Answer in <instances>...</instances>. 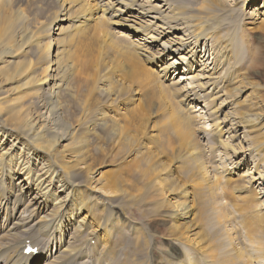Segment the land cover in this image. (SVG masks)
Instances as JSON below:
<instances>
[{
    "label": "rangeland",
    "instance_id": "1",
    "mask_svg": "<svg viewBox=\"0 0 264 264\" xmlns=\"http://www.w3.org/2000/svg\"><path fill=\"white\" fill-rule=\"evenodd\" d=\"M176 1L177 9L174 12L178 13L179 17L195 9L193 6L195 2L192 0L191 2ZM153 3L156 4V2ZM217 6L216 2L211 1L210 11L202 10L201 12L206 17L222 20L226 24L224 29L226 31H223V34L229 32V35L224 40L216 41L215 47H228L229 52L225 54L227 59L222 63L219 58L213 64L214 54L211 51L210 42L206 45L203 42L200 44L197 49L198 56L200 55L201 58L207 50L208 70H214L213 73L217 70L225 75L226 65H229L232 73L228 80H225L226 82L219 84V90L210 86L207 93L209 96L219 93L216 105L221 101L224 106L223 112L218 111L219 117L223 118L224 114H228L230 123H235L232 113L240 112L241 117L237 118L252 124L253 129H259L257 134L259 137L252 143L264 144V0H256L255 4L249 5L246 11L249 15L246 18L251 17V14L252 17L245 18L241 24L238 20L223 17V13L221 15L216 11ZM58 8L56 0H0V15L2 12L7 13L11 23L18 24L25 30V38L20 45L21 54L10 65L24 64L23 67L27 69L22 77L17 76L7 84L1 83L0 100L6 104L0 109L7 128L14 127L7 124V121L10 120V115L15 109L24 110L28 121L40 120L42 116L44 120H48L47 122L50 121L49 115L42 111V105L46 103V100L38 102L35 99V93L45 84L43 72L49 62L46 58L49 49L46 50V47L53 42L52 50L59 52L58 58H61V63L66 67L64 81L68 88L67 94L59 99L65 115L59 123L66 124L69 130H62L58 122L56 123L58 127L51 125L55 131L49 138V142L62 166L73 167L81 172L87 182V197L94 200L95 205L92 209L86 208L81 215L76 216L77 222L83 218L87 219L88 227L93 228L99 238L98 241H92L86 250H92L96 242L102 243L104 237L109 231L114 230L117 224L129 221L135 225L130 231L141 230L135 232L139 237L140 249L130 255L134 256L145 250L143 255H139L142 262H139L136 256L140 264H164L162 260L166 259L170 253L175 255L177 249H180L178 257H181L182 253V258H185V252L181 250V246L176 249L172 245L176 242L189 243L195 246L197 251L212 248V257L215 255L214 264H223L222 261H227V264L228 261L235 262L229 253L221 252L222 249L218 244V241H222L230 245L229 233H225L223 228L229 227L228 231H230L232 226L239 225L237 230H240L238 232H241L245 238L260 232L264 233V196L262 195L264 185L260 186L259 182L251 183L248 176H244L246 171L255 170L252 168L254 166L252 159L250 160L248 155L250 152H247L246 157L244 156L243 162L246 165L236 169L235 175L232 172L236 166L234 163L238 160L234 161V157L229 159L219 151L216 153L215 160L210 158L211 163L214 164L217 161L221 168L224 165L227 169L223 173L225 176L220 180L219 188V191L224 190L220 197H223L222 204L225 206L218 204L209 207L208 195L200 189H193V217L187 220L172 219L170 213L177 211L178 206L185 202L182 197L183 192L192 190L189 188L191 184L198 183V170L192 171L191 163L196 157L195 149L186 142V127L171 121L172 113L163 102L164 94L154 82L152 72L149 76L143 74L145 77L139 75L140 72L137 70L140 69H137L132 62L133 56L128 50V42L127 45L123 42V38L133 39L126 27L106 28L99 21L92 19L95 13L82 11L79 6L74 5L68 12L71 28L67 29V23H59L63 17L58 14ZM259 11H263V14ZM214 13L217 16H214ZM110 16L107 15L113 22ZM55 17L57 21L53 23L50 30L47 27ZM147 21L150 19L148 18ZM153 24L160 27L157 21ZM183 33L178 34V38L182 39ZM219 34L222 36L221 31ZM189 42H192V48H195L194 41ZM151 51L161 58L158 63L160 67L147 63L145 68L158 72L167 65H171L169 81L165 80L164 84H171L170 79L175 82L183 80L179 84L181 89L184 87L180 95L190 96L189 92L194 84H191L193 80H190V77L201 75L204 82L203 74L200 73L201 68L195 66L193 60L190 61L196 72L184 75L183 73L186 72L184 69L188 70V66H182L176 60L178 56H169L160 46H154ZM172 61H177L176 65L173 66ZM176 66L181 68L177 70ZM33 80H35L33 84L27 85ZM196 92L203 95L199 88ZM189 104H193V108L189 110L184 102L179 105L187 115L194 117L193 125L200 133L199 141L209 152L211 133H214L212 123L203 110V103ZM27 111L30 116L27 115ZM205 131L206 134H204ZM229 134H226L223 140L234 145L241 143L240 140L243 138L241 131L240 137L234 141L230 139ZM14 137H16L14 133L7 138L0 135L3 148H9ZM17 145L21 148V145ZM196 147L200 150L199 146ZM262 152L261 155L259 154L260 157L264 154V151ZM259 155L254 153V160L259 162L258 159H261ZM34 158L40 161L44 159L39 154L34 155ZM231 161H234V165ZM260 163L262 165H259V169L264 172V162ZM253 174L257 178V175ZM241 178L245 179L238 180ZM20 179H22L21 175L18 180H14V176L6 177L5 183L9 190L11 187L14 192L12 182L17 184ZM243 185L246 188L242 193L238 188ZM179 187L180 190H178ZM68 194V191L59 193L61 197ZM239 199L242 200H240L241 203ZM11 201L8 204L9 210L18 211V214L13 217L17 219V222L23 220L33 224L43 217V215L34 216L25 206L18 208L13 203V199ZM237 206L239 207L236 208ZM86 215L89 217H85ZM5 216L3 211L2 224L5 222ZM143 231L148 233L151 239L149 242L146 241ZM74 234L75 227L71 226L60 235L64 236L65 245L74 242L81 248L86 241L74 237ZM125 235L130 236L128 232H125ZM45 244L46 242L42 245L43 247L38 248L39 252L45 248ZM113 244L122 251L118 240L115 239ZM215 249L219 252H214ZM25 250L22 258L27 262L37 258L38 252L37 255L34 254V257L28 255L30 259H27ZM49 250V253L54 255L59 250L58 245L52 244ZM247 253L255 255L250 250H247ZM47 255L48 253L39 264L50 263ZM174 259H177L176 255ZM4 262L24 263L23 260L12 257L4 258ZM262 262L264 263L260 261L257 264H263Z\"/></svg>",
    "mask_w": 264,
    "mask_h": 264
},
{
    "label": "bare ground",
    "instance_id": "2",
    "mask_svg": "<svg viewBox=\"0 0 264 264\" xmlns=\"http://www.w3.org/2000/svg\"><path fill=\"white\" fill-rule=\"evenodd\" d=\"M189 1L191 2V0ZM192 1L195 2V5H193L195 9L191 6L193 9L191 13L179 17L178 13L174 12L177 9L176 0H154L153 2H156V4L151 0H56L59 6L58 14L63 17L59 23H67V29L71 28V22H68V12L74 5L79 6L82 11L95 13L92 19L99 21L106 28H111L112 26L126 27L134 40L127 37L128 39L123 38V42L126 45L128 42V50L133 56L132 62L136 65L137 69H140L137 70L140 72L139 75L145 77L143 74L149 76L152 72L154 82L164 94L163 102L169 107V111L172 113L170 117L171 121L186 127V142L195 149L196 157L192 159L191 163L193 166L192 171L198 170V180L196 179L198 183L191 184L189 188L192 190L183 192L182 197L185 202L178 206L177 211L170 213L172 219L179 218L181 220H187L193 217V189H200L204 194L208 195L207 204L209 207L211 205L217 206L218 204L225 206V204H222L224 203L223 197H220L224 193V190L219 191V188L220 180L225 176L223 173L227 169L224 165L221 168L217 164V161L214 164L210 162V158H214L215 160L216 153L219 151V153H223L229 159L234 157V161L238 160L235 163L231 161L232 164L234 163L236 165L235 170L232 172L233 175L237 173L236 169L246 165L243 161L247 152H250L248 155L250 160L252 159V165H254L252 168L255 170L252 172L246 171L244 176L247 175L251 183L259 182L260 186L264 185V172H261L262 169H259V165H262L260 162H264V154L260 157L261 153H263L262 151H264V144L259 143L257 145L258 143H252V141L258 139L259 136L257 134L259 129L255 130L252 124L243 121L241 118H237L240 116V112L238 111H233L232 113L235 119L232 120L235 123H230V116L228 117V114H224L223 118L219 117L217 115L218 111L223 112L222 109H224L220 100V103L216 105L219 99L217 98L219 93L212 94L211 96L207 93L210 86L219 90V84L228 80L232 73L229 65H226L225 71H227L225 75H222L217 70L213 73L212 71L214 70H208V64L206 63L208 60L206 59L207 50L204 52L205 55L202 54L201 58L199 57L200 55L198 56L199 50H197L202 42L205 45L207 42H210L211 51L214 54L213 64L219 58L222 60V63L227 59L225 54L229 52L228 47H215L216 41L220 39L224 40L229 35V32L223 34V31H226L224 30L226 29V24L222 20L206 17L201 12L202 10L206 12L210 11L209 4L211 1L218 4L216 11L220 14L223 13V17L238 20L239 24H241L246 16L249 15L246 12L249 9V5L255 4L256 0ZM166 8L167 10L165 11ZM167 11L170 12L167 13ZM263 11L259 12L263 14ZM193 12L196 13L193 14ZM108 14L113 18V22H111L112 19L109 20V17H107ZM213 15L217 16L216 13ZM251 17H247L246 19H250ZM148 18L150 21H147ZM55 21H57V17L53 19L47 28L51 30ZM155 21L160 23V27L153 24ZM220 31L222 36L219 34ZM181 33H183L182 39L178 38V34ZM24 38L25 30L18 24L11 23L7 13L2 12L0 15V85L2 82L4 84L10 83L15 77H22L27 72V69L23 67L24 64L10 65L21 54L20 45L24 41ZM190 40L194 41L195 48H192V42H189ZM154 46H160L169 56H178L176 60L182 66H188V70L184 69L186 71L183 73L184 75H190L196 72H194V68L191 65L190 60H193V64L201 68L200 73L203 74L202 77H204L203 80L205 83L202 81L201 75L194 76L193 78L190 77V80H193L191 84L196 83V86L193 84V87H191L189 97L187 95V97L180 95L184 87L181 89L179 84L183 80L180 79V81L175 82L173 79H170L171 84L165 85L164 81L167 79L169 81L170 78L169 73H171V70L169 72V69L171 65H167V67L162 68L158 72L145 68L147 67V63L158 65L161 61V58L151 51ZM52 47L53 42H50L49 46L46 47V50L49 49L48 53H46V58L49 62L43 72V82L45 84L35 93V99L38 102H43L44 99L46 100V103L42 105V111H45V114L47 113L49 115L50 123L47 122V119L44 120V116L41 117L42 120L40 118V120L34 119L33 121H28L25 118L24 110L15 109L13 114L10 115V120L7 121V124L14 127L7 128L6 120L0 109V135H3L5 138L9 137L11 133L16 135L13 141H11L9 148H3L0 143V264H39L43 261L47 253L48 260L50 261L49 264H140L139 262H142V260H140L139 255H143L146 252L145 250L134 256H130L140 249L139 237L136 236L138 234L135 232H140L141 230L135 229V232L130 231L131 228L135 227L133 222L127 221L123 222V224H117L115 229L109 231L108 235L104 237L102 243L96 242L92 250H86L92 241H98L99 238L96 231L88 227L89 222H87V219L83 218L77 222L76 216L81 215L86 208L92 209L95 205L93 203L94 200L87 197V182L81 172L75 170L73 167L62 166L59 157L53 153L52 145L49 142V138L55 131L51 125L58 127L56 123L61 122L65 117L59 99L68 92L67 85L64 81L66 67L61 63V58H58L59 52L57 50L53 51ZM176 63L177 61H172L173 66ZM181 67L176 66L177 70ZM34 81L29 82L27 85L33 84ZM46 83L49 84L47 85ZM197 88L203 94L202 96L196 92ZM225 100L227 101V99ZM187 101L189 102L186 103ZM193 101L199 103V105L203 103V110L208 115V120L212 123V132L214 133H211L212 140H210L209 152L206 151L207 149L199 141L200 133L195 129V125H193L194 117L190 114L187 115L179 105L181 102H184V104L188 105L186 107L189 110L193 108V104H189L195 103ZM2 102L0 100V108L6 104ZM27 115L30 116L28 111ZM224 124L226 125L223 127ZM59 125L63 128L62 130H69L66 124L59 123ZM240 131L243 135L240 144L234 145L223 140V137L229 133L228 136L230 139L233 141L237 140L240 137ZM204 134H206V131ZM17 144L21 145V148ZM243 144L245 147H243ZM196 146H199L200 150ZM254 153L256 155L260 154L259 158L261 159H258L259 162L254 160ZM37 154L42 155L44 159L41 161L36 160L34 155ZM76 160L81 161L80 159ZM253 173L257 175V178L254 177ZM20 175L22 179L17 184L12 182V188L14 187L15 191L13 192L11 187L9 190L5 183V178L14 176V180H18ZM242 179L245 178L238 180ZM245 188V185H243L238 189L242 192ZM178 190H180V187ZM67 191L69 193L68 195L64 197L59 195V193L62 194ZM71 192H75V194H70ZM262 195L264 196V191ZM12 199L18 208L25 206L32 215H43V217L33 224H31L32 222L23 220L17 222V219H13V217L18 214V211H10L8 206L12 202ZM3 211L6 216L5 222L2 224ZM229 219L231 220V217ZM230 225L231 222L229 223ZM71 226L75 227L74 237L86 241L81 248L74 242L71 244L67 242L68 244L65 245L63 241L64 236L60 235L65 229H69ZM237 227L232 226L229 229L230 231H228L229 227L223 228L225 233H229L228 240L230 241V245L218 241L222 249L221 252L229 253L230 257L232 256L235 261H228V264H257L260 261H264V233L260 232L255 236L245 238L241 235V232H238L240 230H237ZM125 232H128L130 236H126ZM143 232L146 241L149 242L151 239L148 233L146 231ZM115 239L121 244L122 251H119L113 244ZM44 242H46L44 245L45 248H43L44 251H38L35 260L27 262L22 258L23 251L27 249L28 245L38 250ZM52 244L58 245L59 249L54 255L49 253V248ZM172 245L176 249L181 246V250L183 249L185 252V258H182V253L181 257H178L180 249H177V252L179 251L175 253L177 259H174L175 255L170 253L166 259L162 260L164 264H214L215 255L212 257V248L197 251L194 248L195 246H191L189 243L181 244L176 242L172 243ZM247 250H250L256 256L247 253ZM216 251L219 252L218 249H215L214 252ZM30 256L34 257L33 254H30ZM30 256L27 255L25 257L30 259ZM136 256L139 262L136 260ZM6 257L17 258L18 260H23L24 263L4 262V258ZM222 263L227 264V261H222Z\"/></svg>",
    "mask_w": 264,
    "mask_h": 264
}]
</instances>
